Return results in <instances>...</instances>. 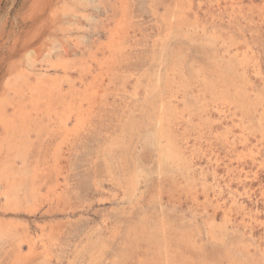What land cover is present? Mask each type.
Returning <instances> with one entry per match:
<instances>
[{"label": "rangeland", "instance_id": "374dc122", "mask_svg": "<svg viewBox=\"0 0 264 264\" xmlns=\"http://www.w3.org/2000/svg\"><path fill=\"white\" fill-rule=\"evenodd\" d=\"M0 117V264H264V0H0Z\"/></svg>", "mask_w": 264, "mask_h": 264}, {"label": "bare ground", "instance_id": "6f19581e", "mask_svg": "<svg viewBox=\"0 0 264 264\" xmlns=\"http://www.w3.org/2000/svg\"><path fill=\"white\" fill-rule=\"evenodd\" d=\"M25 103V102H24ZM19 106V105H18ZM21 108L19 107V108H15L14 109V113L16 114V113H18V112H21V110H20ZM23 111V110H22ZM17 115V114H16ZM13 116V115H12ZM1 118V117H0ZM3 118V117H2ZM5 119V118H4ZM3 120V119H2ZM2 120H0V121H2ZM3 122H4V120H3ZM6 122V121H5ZM12 125V124H11ZM15 126V125H14ZM5 127V126H4ZM161 127V126H160ZM6 130V129H5ZM22 131V130H21ZM161 132H162V129H161ZM163 134V133H162ZM160 135H161V133H160ZM166 136H167V134H165ZM16 138H18V136L16 137ZM173 138V137H172ZM152 139V138H151ZM156 139V138H155ZM169 139V138H168ZM163 140V139H162ZM164 142H165V139H164ZM169 142V141H168ZM173 142V141H172ZM9 143V142H8ZM152 143V142H151ZM166 143V142H165ZM170 143V142H169ZM173 144V143H172ZM159 145H160V143H159ZM179 145V144H178ZM170 146V145H169ZM160 147V146H159ZM171 147H173L174 148V144H173V146H171ZM175 147H177V146H175ZM163 148V147H162ZM178 148V147H177ZM164 149V148H163ZM176 149V148H175ZM163 151V150H162ZM161 151V152H162ZM174 151V150H173ZM176 151H178L177 149H176ZM164 152V151H163ZM162 152V153H163ZM175 152V151H174ZM165 153V155H166V157H167V153H166V151L164 152ZM172 154H174L173 152H171ZM177 153V152H176ZM175 153V154H176ZM185 153V152H184ZM174 154V155H175ZM181 155V154H180ZM180 155H179V158H180ZM176 156H177V154H176ZM157 157H159V155L157 156ZM173 157V155L170 157V158H172ZM178 157V156H177ZM160 158V157H159ZM169 158V157H168ZM184 158V157H183ZM162 159V158H161ZM172 160H173V158H172ZM161 161V160H160ZM168 161V160H167ZM181 161H183V160H181ZM186 161V160H185ZM185 161H184V163H185ZM2 162V161H1ZM169 162H171V160L169 161ZM158 163V162H157ZM172 163V162H171ZM163 164V163H162ZM162 164H161V166H162ZM179 164V163H178ZM186 164V163H185ZM169 166V165H168ZM172 166H173V164H172ZM175 166H177V165H175ZM174 166V167H175ZM181 166V165H180ZM16 168V167H15ZM162 168V167H161ZM167 168V167H166ZM3 169V168H2ZM4 170H5V168H4ZM10 172V171H9ZM6 173V172H5ZM15 173V172H14ZM3 174V173H2ZM7 174V173H6ZM9 174V173H8ZM175 174H176V172H175ZM182 177V176H181ZM135 179V178H134ZM3 181V180H2ZM135 181V180H134ZM137 182V181H136ZM136 186H137V183H134ZM132 186H134V185H132ZM9 189H11L10 187H8L7 188V193L9 192ZM131 195V194H130ZM8 196H9V194H8ZM10 198V197H9ZM13 204V203H12Z\"/></svg>", "mask_w": 264, "mask_h": 264}]
</instances>
